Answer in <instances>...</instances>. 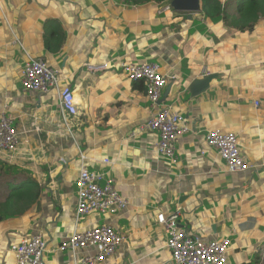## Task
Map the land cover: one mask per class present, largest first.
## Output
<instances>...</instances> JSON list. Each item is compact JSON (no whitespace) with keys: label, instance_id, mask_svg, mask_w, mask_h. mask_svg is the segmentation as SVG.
<instances>
[{"label":"crops","instance_id":"1","mask_svg":"<svg viewBox=\"0 0 264 264\" xmlns=\"http://www.w3.org/2000/svg\"><path fill=\"white\" fill-rule=\"evenodd\" d=\"M153 8L151 2L122 0H0V115L13 118L19 135L16 150L0 151V160L42 186V201L24 222L16 221L21 229L9 220L0 225V264H14L10 246L35 234L46 241V264L73 263L72 254L58 246L75 227L80 152L90 169L109 170L129 202L104 217L124 241L102 264H167L168 235L157 224L158 212H178L179 226L205 240L228 237L229 263L233 255L237 264H264V18L252 31L235 33L203 16L175 20L172 12L160 16ZM27 55L56 67L72 88L77 113L67 117V126L55 90L22 87ZM143 61L176 76L162 93L170 86L166 98L173 100L160 101L180 110L190 125L177 139L175 166L154 151L158 134L140 129L153 111L143 85L120 67ZM100 63L106 69H87ZM208 72L221 75L190 97L187 85ZM215 127L237 134L251 168L227 171L205 143ZM105 157L114 163L102 162ZM97 223L99 216L90 214L78 227ZM93 252L78 250L75 258Z\"/></svg>","mask_w":264,"mask_h":264},{"label":"built area","instance_id":"2","mask_svg":"<svg viewBox=\"0 0 264 264\" xmlns=\"http://www.w3.org/2000/svg\"><path fill=\"white\" fill-rule=\"evenodd\" d=\"M170 6L167 5L166 9ZM107 63L87 64V69L98 72L106 69ZM121 70L132 82L142 83L149 108L153 114L148 117L141 130H151L158 134L154 143L156 154L176 165L179 161L176 142L190 130L186 116L172 105H160L165 86L175 81L173 73H163L160 65L154 61L125 62ZM20 83L30 92L47 93L55 90L61 118L67 126V117L76 115L75 96L69 84H63L59 70L41 57L27 55L21 71ZM258 105V101H255ZM13 118L0 115V151L13 152L19 144V135ZM205 143L214 149L231 173L243 172L251 168L242 154L241 143L236 133L220 128L206 132ZM63 160V158H61ZM86 156L80 152L78 175L75 179V217L74 229L61 240L58 249L70 252L72 264H102L110 258L124 241V237L115 230L110 222L97 223L94 226L80 228V219L90 214L114 215L128 207V199L116 189L115 180L108 169L92 170L86 164ZM106 164L114 163L103 158ZM178 212H158L157 224L167 232V247L170 258L167 264H230L228 249L230 239L205 240L190 234L177 223ZM92 249L81 258H75L78 250ZM46 241L41 234L23 237L10 246L15 264H46L43 254Z\"/></svg>","mask_w":264,"mask_h":264},{"label":"trees","instance_id":"3","mask_svg":"<svg viewBox=\"0 0 264 264\" xmlns=\"http://www.w3.org/2000/svg\"><path fill=\"white\" fill-rule=\"evenodd\" d=\"M122 1L131 4L151 2L153 10L161 5H169L170 2V0ZM200 13L206 23L217 22L235 33L249 32L261 18H264V0H200ZM41 199L42 186L39 181L15 164L0 160V225L9 220L12 221L11 226L21 229V224L16 221L24 222L25 213Z\"/></svg>","mask_w":264,"mask_h":264},{"label":"water","instance_id":"4","mask_svg":"<svg viewBox=\"0 0 264 264\" xmlns=\"http://www.w3.org/2000/svg\"><path fill=\"white\" fill-rule=\"evenodd\" d=\"M170 8L174 11H180L188 13V18H196L198 20L202 19V14L200 13V0H170ZM221 73H210L203 75L200 78H194L186 87V91L189 92L190 97H195L203 92H205L209 86L212 79L219 77ZM170 86L166 88L160 101H164L167 97Z\"/></svg>","mask_w":264,"mask_h":264},{"label":"rangeland","instance_id":"5","mask_svg":"<svg viewBox=\"0 0 264 264\" xmlns=\"http://www.w3.org/2000/svg\"><path fill=\"white\" fill-rule=\"evenodd\" d=\"M167 8V5L165 6V5H161L158 9H159V11H158V13L159 14H161L160 16H164V14H166V12L167 11H170V12H172L171 14H173V16H172V18H176V16L178 15V16H181L182 14H185V17H183V18H186V20H189L188 19V17H187V13H185V12H180V11H174L173 9H166ZM175 14V15H174ZM0 19H1V17H0ZM175 20H182V17H179V18H176ZM18 55H19V53L18 52H16ZM183 68H182V70L183 71H186L187 72V68H186V66L184 67V66H182ZM185 69V70H184ZM184 73V72H183ZM18 79H19V77H18ZM171 100H173L172 98H166V100H165V104H168V103H170L171 102ZM176 148H177V143H176ZM170 166H175V165H170ZM28 175H30V173H28ZM41 201H42V199H41ZM99 216V223L100 224H102L103 222H104V215H98ZM97 217V216H96ZM181 220H183L182 218H181ZM51 257V255L50 254H48V253H45L44 254V258H46V259H48V258H50ZM236 258L237 257H233V255H230V264L232 263V264H234V263H236L237 264V262H236ZM8 264H12V262H9ZM15 264V263H14Z\"/></svg>","mask_w":264,"mask_h":264}]
</instances>
